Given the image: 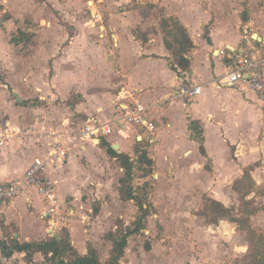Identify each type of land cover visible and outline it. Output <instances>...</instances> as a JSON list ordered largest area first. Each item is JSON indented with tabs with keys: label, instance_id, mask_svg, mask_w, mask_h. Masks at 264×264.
<instances>
[{
	"label": "crops",
	"instance_id": "1",
	"mask_svg": "<svg viewBox=\"0 0 264 264\" xmlns=\"http://www.w3.org/2000/svg\"><path fill=\"white\" fill-rule=\"evenodd\" d=\"M104 1L113 48L109 55H104L101 45H88L87 39L77 43L62 26L57 30L51 14L36 10L34 1L20 7L21 0L0 4V133L11 135L0 148L3 181L21 177L36 157L46 156L56 138L54 131L81 127L89 117L112 120L113 99L123 83L141 89V101L150 105L149 117L156 126L153 142L147 132L140 133L139 141L134 128H116L100 143L87 140L75 146L66 161L47 170L57 196L66 201L70 218L64 228L70 244L80 255L91 244L101 262L107 260L111 245L107 243L102 260L100 223L107 215L123 219L138 212L135 200L120 197L119 180L125 170L107 152V145L130 158L132 171L145 150L157 182H180L187 189L196 185L227 208L228 199L220 193L238 196L243 189L236 181L248 175L260 186L263 181L257 177L264 173V99L243 84L216 85L245 40L264 50V0ZM9 4L19 8L18 13L11 12ZM25 5L28 8L23 9ZM25 10L32 13V19H23ZM38 18L45 24L32 25ZM170 18L185 28L193 44L185 54L187 68L178 66L173 48L165 43L176 46L172 22L164 27ZM88 47L93 59L87 56ZM71 56L79 60V74L63 69L60 79L59 65ZM92 70L94 86L89 85ZM180 80L200 85V94L190 102L169 100ZM71 93L76 101L68 99ZM31 96L37 97L27 107L26 99ZM191 121L201 129L204 154L189 130ZM142 203L146 207L145 200ZM44 207L37 191L27 187L3 206L4 234L18 244L49 240V227L41 216ZM13 257L17 264H51L41 252L29 257L25 251L14 250Z\"/></svg>",
	"mask_w": 264,
	"mask_h": 264
},
{
	"label": "rangeland",
	"instance_id": "2",
	"mask_svg": "<svg viewBox=\"0 0 264 264\" xmlns=\"http://www.w3.org/2000/svg\"><path fill=\"white\" fill-rule=\"evenodd\" d=\"M37 9L48 11L51 23L55 24L60 29L64 27L68 33H71L73 39L85 41L88 45H101L104 55H109L112 50V39L107 30L108 22L105 9L108 6L104 0H33ZM32 0H21L18 7ZM26 9L27 5L24 6ZM8 9L11 12L18 13L15 5L9 4ZM52 11V13H51ZM93 12V13H92ZM23 19H32L29 10L21 12ZM94 14V15H93ZM46 20V19H45ZM32 25L38 26L45 24L46 21L41 19L35 20ZM71 24V26L69 25ZM172 25V23H171ZM63 29V28H62ZM31 34V32H30ZM34 34V32H32ZM101 34L104 36L102 37ZM29 44V43H28ZM31 44V43H30ZM30 44L28 46H30ZM91 48L88 47V57L94 58ZM58 51L59 48L57 47ZM76 55V54H75ZM58 56V55H57ZM67 56V55H66ZM83 61V60H82ZM59 65V78L63 75V69L70 70L73 75H78L77 65L79 60L74 61V56L70 59L61 61ZM51 66V65H50ZM90 70V67L88 68ZM47 73V71H46ZM94 73L92 70L89 75ZM89 76V77H90ZM94 76H91L89 85L94 86ZM32 97V98H31ZM26 100V106H31L37 96H31ZM12 98V97H11ZM70 100L76 101L77 96L71 93ZM48 106V105H46ZM48 111V112H47ZM51 113L50 110H46ZM134 151V150H133ZM117 164H121L118 162ZM148 168L146 164H135V169L132 171L134 177L132 184L136 188V192L140 198L146 197L145 203L147 207V215L143 221V228L137 234L128 238L124 254L118 264H247L249 260L246 257L248 253L249 243L248 236L245 230L237 228L235 223L228 220H220L217 223H209L212 216L210 214L203 215L201 212L208 213L209 206L208 192L199 191L195 186H190L188 189L181 186L180 182L159 183L157 178H154L151 172L145 179L141 176L146 175L140 166ZM123 175L124 172L118 171ZM257 180L263 182L260 186H256L253 181L247 180L245 177L242 180L236 181L235 185L241 190L238 196H234L231 192L220 193L225 196L227 204L232 209V215H240L243 213L244 203L243 195L246 190L253 189L252 193H248L252 199L251 207L261 208L264 206V173L260 174ZM146 181L145 183H143ZM117 184V178L114 185ZM183 184V183H182ZM254 184V185H253ZM144 187V188H140ZM106 187H104L105 189ZM212 192L211 194H213ZM246 195V196H247ZM229 196V197H228ZM245 196V197H246ZM252 196V198H251ZM97 207V205L95 206ZM264 210H261L256 215L249 218V223L257 231V235L264 237ZM262 212V213H261ZM127 214V213H126ZM137 214L129 213L125 216V220L119 218L117 214L113 218L109 215L99 225L98 233L101 237L102 260L108 250L107 243L111 241L106 239L109 232L117 231V228L132 227L133 220ZM70 229L73 231L72 226ZM250 236V235H249ZM258 238V237H257ZM257 238L252 240V243L257 242ZM15 261V259H14ZM14 264H17L16 261Z\"/></svg>",
	"mask_w": 264,
	"mask_h": 264
},
{
	"label": "built area",
	"instance_id": "3",
	"mask_svg": "<svg viewBox=\"0 0 264 264\" xmlns=\"http://www.w3.org/2000/svg\"><path fill=\"white\" fill-rule=\"evenodd\" d=\"M5 0H0L2 5ZM246 85L259 99H264V50L259 49L245 40L232 62L226 66L224 74L216 81L218 87H236ZM201 86L188 81L180 80L169 100H183L190 102L194 96L200 94ZM141 89L122 84L116 91L113 99L114 118L110 121H101L89 117L81 127H70L61 132L52 133L55 136L51 151L46 156L36 157L24 174L11 181L0 178V264H14L12 240L4 234L1 212L3 206L16 197L22 195L27 187H33L45 207L41 216L46 220L50 236H57L58 231L67 226L70 218L66 201L56 194L55 181L47 175V170L68 159L75 146H82L90 140L100 143L101 140L116 128L130 126L139 134L147 132L149 142L154 141L155 123L149 117L150 105L140 99ZM11 135L0 133V148L5 145Z\"/></svg>",
	"mask_w": 264,
	"mask_h": 264
},
{
	"label": "trees",
	"instance_id": "4",
	"mask_svg": "<svg viewBox=\"0 0 264 264\" xmlns=\"http://www.w3.org/2000/svg\"><path fill=\"white\" fill-rule=\"evenodd\" d=\"M172 22L171 30L175 31L177 37L174 38L176 46L166 41V45L169 49L173 48L174 56L176 63L181 68H187L189 62L185 54L192 48L193 44L190 38L187 35L185 28L177 21L172 18L165 19L164 27L167 28ZM170 34L171 32L168 31ZM12 42H15V39H11ZM189 130L192 133L193 138L199 143V150L201 154H204V149L202 145V132L199 128V125L195 121H191L189 124ZM102 141V140H101ZM104 144V142H102ZM106 144V143H105ZM107 152L117 157L121 161V166L125 170V175L119 180V193L122 200H135L138 207L137 217L132 222V227H123L118 229L115 232H109L106 235V239L111 241V249L109 251V256L105 262H101L99 259V254L96 248L91 244L88 245L87 253L84 255L78 254L73 246L70 244V236L66 228H61L58 231V237L52 236L47 241H38V242H29L24 244L15 243L12 240V251H25L27 256H31V253L41 252L45 259L51 264H118L121 257L124 254V250L127 245L128 238L134 234H137L143 228V221L147 215V207L143 206L142 201L146 200V197L140 198L134 191V188L131 184L132 181V168L133 164L130 162V158L125 154H117L110 145H107ZM137 163H144L148 168H140L145 172L146 175L151 173L152 160L148 158L147 152L141 150V153L138 157ZM145 175V176H146ZM247 177V180H250V177L245 175L243 179ZM144 188V187H141ZM249 190H246V194L243 195L244 209L240 212V215H232V209L223 206L219 201L211 199L208 197V201L211 204L209 206V212H201L205 215L210 214L212 219L209 223H217L220 220H228L237 225L238 229L245 230L248 236V253L246 254L249 263L247 264H264V237L262 235H257L254 230V227L249 223V218L255 215L257 212L264 210V206L261 208L258 207H249L252 204V199H245V196L249 193ZM240 192V191H239ZM94 212L98 211V206L93 208ZM250 235V236H249ZM258 237V238H257ZM257 238L255 244L252 243V240Z\"/></svg>",
	"mask_w": 264,
	"mask_h": 264
},
{
	"label": "water",
	"instance_id": "5",
	"mask_svg": "<svg viewBox=\"0 0 264 264\" xmlns=\"http://www.w3.org/2000/svg\"><path fill=\"white\" fill-rule=\"evenodd\" d=\"M92 13H93V12H92ZM93 15H94V14H93ZM16 100L21 101L20 98H19L17 95H16ZM112 147H113L114 149H116V150L118 149L117 145H116V146L113 145Z\"/></svg>",
	"mask_w": 264,
	"mask_h": 264
}]
</instances>
